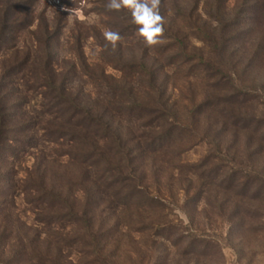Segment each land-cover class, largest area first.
Here are the masks:
<instances>
[{
	"label": "rangeland",
	"instance_id": "374dc122",
	"mask_svg": "<svg viewBox=\"0 0 264 264\" xmlns=\"http://www.w3.org/2000/svg\"><path fill=\"white\" fill-rule=\"evenodd\" d=\"M11 1L0 69L33 65L0 78L35 131L3 139L0 264H264V0H162L151 47L108 0Z\"/></svg>",
	"mask_w": 264,
	"mask_h": 264
},
{
	"label": "trees",
	"instance_id": "16d2710c",
	"mask_svg": "<svg viewBox=\"0 0 264 264\" xmlns=\"http://www.w3.org/2000/svg\"><path fill=\"white\" fill-rule=\"evenodd\" d=\"M1 5H2V7L0 8V17H1L0 18V23H1L0 24L1 25L0 36L4 35L3 37H5L6 33H8L11 28H13V27L15 28L16 27L15 25H17L15 22H13V19H15V17L17 16V13L20 11L21 4H20V2L13 3L11 0H5L3 3H1ZM0 45H1V40H0ZM48 63L49 62H45L43 67L41 68V70L43 69V78H44V83H45L44 85H45V87L50 89L54 82H53L52 77L50 75L48 76V71H49V67H50V65ZM30 65H33V64H31V57L25 59L23 62H21V64L20 63L15 64L13 67L6 68V66L3 65V66H1V69H0L1 76H4L5 74H8V73L14 74L15 72H13V71L23 72ZM45 73L47 75H45ZM10 95H11L10 92H6V88L4 87V85L2 83V79L0 78V153L4 149L7 148L6 143L3 142V139H5V137L7 136V133L13 131V129L19 127V128H21V130L23 132L31 131V130L35 131V128L33 126H31L30 121L25 122L24 120H22L23 122L16 123V121H14L15 119L11 116L12 114H9L8 110H9V108L12 107V104L10 102L11 101ZM83 111H85L84 116H83V120L88 121V120L93 119L90 109L85 108ZM160 117H163V116H160ZM86 123L87 122H85L83 124L77 123V125L80 128L85 130L86 134L80 135V136H83V138H85V139H87L89 134H91L90 127L94 128V126H95V129H98V130L106 129V130L110 131V129H111L110 125H106L102 120H99V122L94 124V126H89V124L87 125ZM160 123H158L157 125H161ZM12 125H14V127ZM153 127L154 126H152V128ZM164 135L165 134H162L161 138L164 137ZM114 141H115V143H118L117 145H118V148L120 149L119 145H121V138L118 137V135H117V138ZM92 145L96 146V144H94V143ZM124 194L130 195V194H133V191H130L127 193H122L121 197H125L126 195H124ZM89 239H90L89 243H91V245H93L97 249L104 248V246L107 245V243H108L105 240H103V238L98 237L96 234H94V235L91 234Z\"/></svg>",
	"mask_w": 264,
	"mask_h": 264
},
{
	"label": "clouds",
	"instance_id": "9594fccd",
	"mask_svg": "<svg viewBox=\"0 0 264 264\" xmlns=\"http://www.w3.org/2000/svg\"><path fill=\"white\" fill-rule=\"evenodd\" d=\"M162 0H108L106 9L112 11L127 10L131 21L138 26V35L146 46H156L163 43L165 33L164 17L160 13ZM105 40L112 48L117 47L122 40L119 32L107 30L103 33Z\"/></svg>",
	"mask_w": 264,
	"mask_h": 264
}]
</instances>
